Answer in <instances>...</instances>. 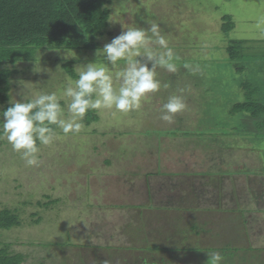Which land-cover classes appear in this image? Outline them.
I'll list each match as a JSON object with an SVG mask.
<instances>
[{"label":"rangeland","instance_id":"rangeland-1","mask_svg":"<svg viewBox=\"0 0 264 264\" xmlns=\"http://www.w3.org/2000/svg\"><path fill=\"white\" fill-rule=\"evenodd\" d=\"M108 1V27L103 36L96 38L99 49L118 36L123 26L147 28L155 22L173 50L176 71L158 67L161 88L137 110L127 114L95 111L97 121L87 124L83 120V129L75 135L64 136L57 128L58 138L54 143L39 146L38 166H27L6 139L0 138V210H14L22 223L9 230L0 229L1 246L7 244L10 252L23 254L25 264H206L207 253L216 248L224 257L223 264H264V242L215 244L206 239L200 243L202 240L191 235L185 241L173 233L180 227L173 228L165 218L158 221V213L146 214L148 222L139 224L137 215H133L132 221L126 223L122 216L125 212L105 211L102 205L93 206L98 203L92 199L101 193L103 178L118 176L116 163L112 161L115 156L122 157L124 153L138 162L151 159L153 148L141 135L156 129L155 125L169 126L159 117L162 105L171 95L184 96L189 119L195 114L189 127L205 121L207 131L201 144L216 146V153L211 156L242 160L244 151L236 154V148L230 151L231 148L225 147L232 141L236 143L237 135L252 136L247 140L248 147L264 148V114L254 121L248 113L236 114L235 123L241 115H245L244 120L233 125L235 131L226 140L222 138L225 131L220 128L229 126L232 106L247 101L243 84L262 88L260 94L251 90L248 94L252 102L263 99L264 107V96L260 97L264 95V0ZM226 16L232 21L233 28L229 31L222 29ZM240 40L262 42L255 45L257 49L249 48L257 55L255 59L248 55L238 61L229 60L228 45ZM97 50L73 51L74 58L72 51L41 48L35 53V60L17 62L12 66L17 72L10 79L7 104L20 101L21 95L32 98L40 91L61 95L67 86L65 77L70 76L62 67L64 63L74 60L75 77H71L75 80L77 66L105 63L103 57L96 55ZM119 63L122 68L124 62ZM236 64L244 67L241 74L237 73ZM196 66L199 71L193 72ZM117 70L120 69L113 71ZM114 85L118 89L119 82L114 80ZM68 102V98L61 100L65 117ZM177 117L180 118L179 114ZM175 123L187 125L183 119ZM160 136L163 133L156 132L153 137ZM105 159L113 162L109 168L102 163ZM250 159L252 163L236 165L239 173L254 172L253 162L257 157ZM261 159L264 160V154ZM257 172L264 174V169ZM91 182L96 183L94 190ZM165 204L163 201L162 206ZM219 219L213 225L218 237H226L225 242L235 237L234 223H228V218Z\"/></svg>","mask_w":264,"mask_h":264},{"label":"crops","instance_id":"crops-1","mask_svg":"<svg viewBox=\"0 0 264 264\" xmlns=\"http://www.w3.org/2000/svg\"><path fill=\"white\" fill-rule=\"evenodd\" d=\"M235 115L229 117V126L220 127L225 131V135H222L224 140L232 137L235 131L233 125L244 120L245 115H241L235 123ZM179 116L173 123H167V128L155 125L153 127L156 129L151 128L141 135L144 142L153 148L151 159H140L138 162L124 153H121L122 157L115 156L116 159L112 161L116 163L118 176L101 180V193L92 197L98 204L93 206L102 205L105 211L125 212L122 216H125L126 223L136 215L139 224L141 221L148 222L146 214L158 213V221L165 218L173 228L176 225L180 227L179 231L173 233L185 241L191 235L197 237L198 241L202 240L200 243L206 239L215 244L233 241L237 244L241 241L253 245L264 242V174L257 172L264 169V160L261 159L264 148L248 147L247 140L252 136L237 135L236 143L232 141L225 147L231 148L230 151L236 148V154L244 151L242 160L233 159V156L230 159L211 156L216 153V146L201 144L203 133L207 131L205 121L197 127H189V121L195 114L189 119V114L187 116L183 111ZM179 119H183L187 125L175 123ZM156 132H162L163 136L153 137ZM250 156L254 159L257 157L253 162L254 172L239 173L238 164L252 163ZM102 163L109 168L113 162L105 159ZM119 166L123 168L119 170ZM95 184L91 182L93 190ZM163 201H166L164 206ZM223 217L230 220L228 223H234L236 229V236L226 242V237L219 238L213 229V225ZM210 221L215 224L211 225Z\"/></svg>","mask_w":264,"mask_h":264},{"label":"clouds","instance_id":"clouds-1","mask_svg":"<svg viewBox=\"0 0 264 264\" xmlns=\"http://www.w3.org/2000/svg\"><path fill=\"white\" fill-rule=\"evenodd\" d=\"M71 55L76 58L75 52L72 51ZM96 55L103 57L105 63L89 62L77 66L74 70L78 78L73 80L66 76L67 86L61 95L55 91H40L32 98L20 94V101H11V106L0 113V138L6 139L27 166H38L39 146L54 143L58 138L57 128L64 136L75 135L83 129V120L90 110L112 111L114 114L137 110L161 88L157 68L176 71L173 50L155 22L147 28L123 26L122 32L98 49ZM64 59H69L68 53ZM121 61L124 62L122 68ZM117 68L120 70L113 71ZM192 70L196 72L199 68L196 66ZM114 80L119 82L118 89ZM64 98L69 101L67 117L61 107ZM186 108L182 94L171 95L162 105L159 118L171 124ZM207 255L206 264H223L224 257L219 251L213 250Z\"/></svg>","mask_w":264,"mask_h":264},{"label":"trees","instance_id":"trees-1","mask_svg":"<svg viewBox=\"0 0 264 264\" xmlns=\"http://www.w3.org/2000/svg\"><path fill=\"white\" fill-rule=\"evenodd\" d=\"M109 3L108 0H0V112L11 106L7 101L10 79L17 72L12 66L17 62L35 60V53L41 48L66 51L99 49L96 38L103 36L108 27ZM232 28L230 17H223L222 29L229 31ZM258 44L262 45V42H231L226 49L229 60L238 61L248 55L255 59L257 55L249 48L254 46L257 49L255 45ZM73 63L74 60L68 61L62 67L75 77ZM237 65V73L241 74L244 67ZM243 89L247 93V101L233 105L229 112L231 115L248 113L254 121L259 114H264L263 99L252 102L248 93L250 90L253 93L263 90L244 84ZM84 121L87 124L97 121L95 111L90 110ZM21 225L14 210H0V229L9 230ZM7 246L0 247V264H25L24 255L10 252Z\"/></svg>","mask_w":264,"mask_h":264}]
</instances>
